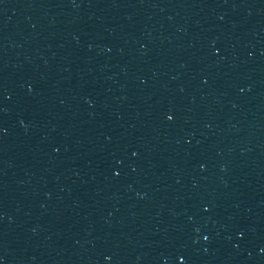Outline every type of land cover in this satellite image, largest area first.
Returning <instances> with one entry per match:
<instances>
[{
	"label": "water",
	"instance_id": "95a60500",
	"mask_svg": "<svg viewBox=\"0 0 264 264\" xmlns=\"http://www.w3.org/2000/svg\"><path fill=\"white\" fill-rule=\"evenodd\" d=\"M0 264H264V0H0Z\"/></svg>",
	"mask_w": 264,
	"mask_h": 264
}]
</instances>
